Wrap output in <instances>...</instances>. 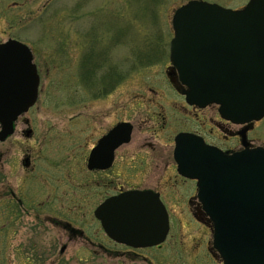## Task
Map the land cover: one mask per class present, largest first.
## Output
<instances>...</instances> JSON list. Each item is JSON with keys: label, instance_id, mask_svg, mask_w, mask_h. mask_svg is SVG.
<instances>
[{"label": "rangeland", "instance_id": "374dc122", "mask_svg": "<svg viewBox=\"0 0 264 264\" xmlns=\"http://www.w3.org/2000/svg\"><path fill=\"white\" fill-rule=\"evenodd\" d=\"M187 1L0 0V41L19 36L31 44L42 84L38 103L25 114L35 127L34 137L22 135L25 125L20 118L16 132L0 141V195L4 187L21 195L33 190L37 194L40 189V196L46 199L56 188L60 216L68 213L75 229L98 233L100 226L93 211L112 193L113 184H103L113 177L106 179L99 172L89 176L85 153L105 130V122L110 126L123 119L135 128L132 141L121 148L117 159L116 166L122 168L117 180L125 188L159 189L167 203L171 229L162 247L139 250L138 258L95 255L92 250L86 261L89 264H221L207 251L212 232L210 222L196 216V188L178 174L172 155L174 134L189 127L185 119L190 117L183 96L166 73L172 15ZM210 1L238 8L248 0ZM91 53L97 54L95 63L96 54ZM78 75H107V80L119 75L121 79L113 90L108 86L104 102L74 85L73 77L79 82ZM215 111L206 108L204 112ZM238 127L231 126L233 130ZM216 131L222 139V132ZM147 137L155 150L136 147ZM249 137L254 145H264V118L250 129ZM27 155L32 168L22 163ZM5 202L0 199V264H51L57 254L50 255L51 249L42 245L38 224L30 214L15 224L10 222ZM6 223L13 224L8 232L2 229ZM67 233L60 225L59 249ZM48 234L45 243L57 236ZM79 257V251L71 246L59 263L83 264Z\"/></svg>", "mask_w": 264, "mask_h": 264}, {"label": "water", "instance_id": "95a60500", "mask_svg": "<svg viewBox=\"0 0 264 264\" xmlns=\"http://www.w3.org/2000/svg\"><path fill=\"white\" fill-rule=\"evenodd\" d=\"M172 24L170 59L175 69L168 74L177 71L187 100L216 102L222 116L236 123L262 118L264 0H249L238 9L189 0L175 10ZM37 75L27 45L14 39L0 44L1 138L35 102ZM171 81L176 83L173 77ZM118 126L120 132L113 130L97 149L109 163L112 137L119 142L130 138V125ZM175 140L178 170L198 180V195L213 220L215 246L224 264H264V146L229 154L189 133H179ZM106 161L94 157L93 166H106ZM95 213L111 236L135 246L159 243L169 229L167 210L159 194L150 190L111 196Z\"/></svg>", "mask_w": 264, "mask_h": 264}, {"label": "flooded vegetation", "instance_id": "af4514ba", "mask_svg": "<svg viewBox=\"0 0 264 264\" xmlns=\"http://www.w3.org/2000/svg\"><path fill=\"white\" fill-rule=\"evenodd\" d=\"M118 79L120 80L121 76L119 77V75H111V77H109V79L107 80V75L105 76L103 75L102 78L101 77L98 78L97 75H78L79 82H76L75 78L73 77L74 85H77L79 87L81 86V89L83 90L85 95L89 97L94 96V98L95 97L104 98L103 99L104 102L106 101V96L108 95V90H109L108 86L109 87L112 86L110 90H113L114 88H116L117 81H119ZM93 80L97 82L93 84ZM97 83L99 84V86L93 89L92 85H97ZM41 89H42V84L40 81L39 94H40ZM184 102H185V99H184ZM184 107L190 113V117L187 116L185 119L186 120L185 122H187L186 126H189V127L181 128L179 129V131H189V132L202 135L208 143L214 144L226 151L234 150L239 146V144L241 143L240 142L241 137L238 133L242 130L241 129L242 126H239L236 130H233L231 126L235 124H233L230 121L221 119L216 106L210 105L207 107H198L195 105H190L185 102ZM33 108L34 106L31 108V110ZM206 108H216V111L214 112V114L212 113V114L207 115V113L204 112ZM103 115L106 118L107 113L105 112ZM215 115L217 116V118L215 117ZM120 121H123V119L116 120V121L114 120V123H112L110 126L107 125V122H105V125H104L105 130L102 132V134L99 135V137L96 139L93 145L89 147L87 152L85 151L86 152L85 154H87L86 166H87V169L89 170V171L86 170L87 174L91 176L92 173L99 172L100 174H104L106 179L108 177H110V179L113 177V179L109 181H105L103 184L104 186H106L107 182L109 184H113V189H112L113 192H120V191H123L124 189H128V188H125L124 185L121 184L117 180L120 177L119 171L122 172V168L117 167L116 162H117V159L120 153L123 150L121 148L129 144L132 140L128 143L116 145L114 147L112 151L113 160L109 166H106L103 168L95 167L94 169H89L88 164H89V159L92 156V149L97 144L99 138H101L102 136L110 132V130ZM22 123L25 125V127H23L21 131L22 135L27 139L33 138L35 134V127L32 125L31 119L23 116ZM89 126H91V124ZM203 126L208 127V129L206 127L204 129ZM16 127H17V124H16ZM93 127L95 129V126ZM217 129L222 132V139L221 137H219V134H217V131H216ZM247 131L249 135V130ZM89 137H91V133L88 136V138ZM221 140H222V143H221ZM146 146H149L151 149H154L155 147L153 143H151V139L149 138L145 139L144 141L142 140L136 145V147L138 148H142ZM152 156H151L152 159L155 158V155H152ZM106 157L107 155L105 156L104 159H102L96 156V161L101 163L103 162V160L106 161ZM22 163L25 166L31 165V157L27 155L23 159ZM32 166L33 164L30 166V168H32ZM37 176L38 175L34 176V179ZM26 186L29 188L28 184ZM129 188H139V187L130 186ZM143 189H153V188L148 187V188H143ZM36 190H37V194H35L33 190L27 195H26L27 192L22 193L21 195L20 193L16 191H12L9 188L4 187V190L2 191L3 193L0 195V199L7 200V202H5L6 203L5 207L7 209V214H10V219H9L10 222H13L15 224L16 220L18 221L19 219H22L25 215H28V214L31 215L35 223L38 224V227H37L38 233L39 234L42 233V237H41V240L43 242L42 245L46 244V246H48L46 247V249L48 248L51 249L52 252L50 253V255L57 254L56 258L53 259L51 264H60L59 257L61 255H64L65 252L71 246L76 247V250L79 251V255L82 256V257H79V261L83 260V264H89L86 261H89V255L91 254L92 250L94 251L93 253L95 255L96 254L106 255V256L112 255L115 257L128 255L134 258H138L140 257L139 250L147 249V248H129V247L118 245V243L114 242L112 239L109 238V236L106 234L102 226H100V223H99L100 231L98 233L97 232L96 233L86 232L81 227H78L80 229H75L72 226L74 221L70 218L68 213H63V216H60L59 214L60 213L59 207L57 204H55V201H57L56 197L58 196L57 189L55 188V190H52L50 193H48V195L46 196V199L45 198L43 199L42 196H40V193H42V190L40 189H36ZM153 190L159 191L161 193V197L163 198L162 196L163 193L161 192V190L155 189V188ZM28 197H31L29 198L30 200H28ZM198 213H201V212L199 211ZM62 224H63V228L67 230L68 233L64 235L66 238V241L62 243L59 249V243H60L59 230H60V225ZM12 225L13 224L11 223H6V225H4L2 229L5 230V232L7 230L8 232L9 230L12 229L13 227ZM49 232H55L57 236L52 237L50 242L45 243L43 240L49 236L48 234ZM107 240H109L111 243L109 244ZM108 244L112 246L113 248L111 249L110 247H108ZM162 245L163 244L159 246H154V247L159 248V247H162ZM74 254L76 255V253ZM74 254L72 255L75 256ZM143 258L148 260L146 256ZM99 259L101 260V257Z\"/></svg>", "mask_w": 264, "mask_h": 264}]
</instances>
